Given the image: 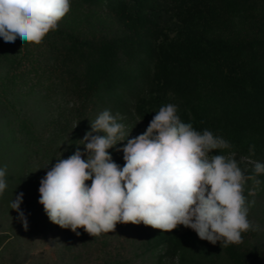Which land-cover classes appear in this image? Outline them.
Wrapping results in <instances>:
<instances>
[{"label": "trees", "instance_id": "16d2710c", "mask_svg": "<svg viewBox=\"0 0 264 264\" xmlns=\"http://www.w3.org/2000/svg\"><path fill=\"white\" fill-rule=\"evenodd\" d=\"M169 103L183 122L233 145L224 154L264 162V0H71L41 44L0 38V149L20 152L28 169L11 174L27 230L0 236V264L7 253L15 260L21 244L43 242L58 264H264L259 228L222 248L183 225L161 232L118 223L93 237L48 219L40 181L77 149L87 159L80 140L90 121L107 109L119 123L149 126ZM186 109L195 120H184ZM108 151L122 168L123 152Z\"/></svg>", "mask_w": 264, "mask_h": 264}, {"label": "clouds", "instance_id": "9594fccd", "mask_svg": "<svg viewBox=\"0 0 264 264\" xmlns=\"http://www.w3.org/2000/svg\"><path fill=\"white\" fill-rule=\"evenodd\" d=\"M71 0H0V38L39 45L70 12ZM121 114L104 110L91 122L79 149L58 159L40 181L39 203L48 219L62 229L83 228L90 236L114 232L116 225L134 224L172 232L183 225L199 239L221 247L242 243V233L258 230L248 219L250 206L264 175V162L250 161L253 175H245L223 137L185 123L177 106L159 108L146 131L122 148L124 166L108 149L128 136ZM103 132L105 135H93ZM249 147V156L255 155ZM219 151L220 154H214ZM247 159V158H244ZM6 167L0 168V194L7 187ZM91 181L88 185L86 181ZM253 188L245 195V187ZM23 193L11 202L20 213ZM27 230V221L24 219Z\"/></svg>", "mask_w": 264, "mask_h": 264}, {"label": "rangeland", "instance_id": "374dc122", "mask_svg": "<svg viewBox=\"0 0 264 264\" xmlns=\"http://www.w3.org/2000/svg\"><path fill=\"white\" fill-rule=\"evenodd\" d=\"M181 113L186 122L196 119L195 114L190 109L183 110ZM122 124L125 125L126 134L128 132L129 134L124 141L118 142L117 146L115 145L117 152H123L122 148L127 144V141L143 134L148 127L146 124L137 120L135 122H122ZM0 148H3V146ZM23 159L20 152H4L3 149H0V168L6 167L7 170L5 177L7 187L4 193L0 194V236H7L10 239L19 237L26 231L24 221L17 218V211L11 208V202L19 195L11 181V174L14 170H20L21 172L26 170L27 172V165L25 166ZM250 161L253 160L248 158L244 159V157H241L237 161L246 176L251 175V171H253V164ZM260 176H262V180L256 195L254 197H247L249 201L255 200V204L250 206L248 219L254 226H258L259 229L264 231V176ZM250 183L252 181H248L245 187L246 196L248 191L253 188ZM7 255L6 264H58L53 246L48 242H43L39 245L37 243L28 245L21 244L18 257L15 260H10V253H7Z\"/></svg>", "mask_w": 264, "mask_h": 264}]
</instances>
